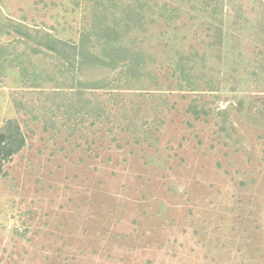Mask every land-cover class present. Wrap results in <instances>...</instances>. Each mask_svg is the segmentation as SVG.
Segmentation results:
<instances>
[{"label": "rangeland", "instance_id": "rangeland-1", "mask_svg": "<svg viewBox=\"0 0 264 264\" xmlns=\"http://www.w3.org/2000/svg\"><path fill=\"white\" fill-rule=\"evenodd\" d=\"M10 122L0 264H264V0H0Z\"/></svg>", "mask_w": 264, "mask_h": 264}, {"label": "trees", "instance_id": "trees-1", "mask_svg": "<svg viewBox=\"0 0 264 264\" xmlns=\"http://www.w3.org/2000/svg\"><path fill=\"white\" fill-rule=\"evenodd\" d=\"M130 9L132 10L131 4H130ZM127 27H129V26H127ZM113 50H115V54H116V52H117V54H119L120 58H116L113 55H107V53L104 52L103 55L105 57L112 58L109 61V64H105L104 63V65L106 67L111 66L112 63L115 65L117 63V62H115V60L116 61H123V62L126 61V66L131 68V70L135 69V71H132V73L134 75L131 76V80L134 81L133 85L135 87L136 86L140 87L139 84H140V77L141 76H139L138 73L141 72V70L143 68H145L146 62H144L141 59V56H139V59H138V57L134 53H132L130 50H126L125 48H120L119 47L118 50L117 49H113ZM83 57H84V55H83ZM80 58L82 59V55L80 56ZM81 59H79L78 62H81L80 61ZM96 62H97V60H95L94 62H91L90 64L95 66ZM83 64H86V63H83ZM187 110L195 119L200 117L199 108H198L196 103L192 102ZM11 125L14 126V128H15L14 132L10 131V128H11L10 126ZM71 132H72L71 134H73L74 130H71ZM23 146H24V139L21 136L19 127L17 125H15L14 123L10 122V123L7 124L6 127L1 129V131H0V158L1 159L10 158L17 151H19Z\"/></svg>", "mask_w": 264, "mask_h": 264}]
</instances>
